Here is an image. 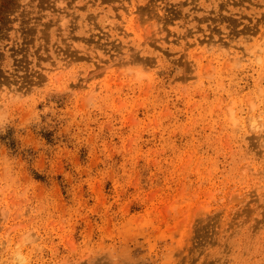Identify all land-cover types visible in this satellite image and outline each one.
Returning a JSON list of instances; mask_svg holds the SVG:
<instances>
[{"label":"rangeland","instance_id":"1","mask_svg":"<svg viewBox=\"0 0 264 264\" xmlns=\"http://www.w3.org/2000/svg\"><path fill=\"white\" fill-rule=\"evenodd\" d=\"M0 264H264V0H0Z\"/></svg>","mask_w":264,"mask_h":264}]
</instances>
